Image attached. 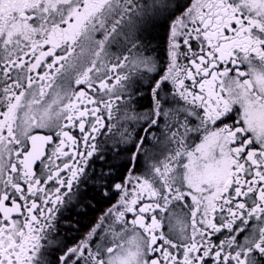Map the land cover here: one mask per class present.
I'll return each mask as SVG.
<instances>
[{"label":"snow or ice","instance_id":"6c2138e0","mask_svg":"<svg viewBox=\"0 0 264 264\" xmlns=\"http://www.w3.org/2000/svg\"><path fill=\"white\" fill-rule=\"evenodd\" d=\"M102 135L144 171L109 185ZM89 185L119 199L68 245ZM0 264H264V0H0Z\"/></svg>","mask_w":264,"mask_h":264},{"label":"flooded vegetation","instance_id":"af4514ba","mask_svg":"<svg viewBox=\"0 0 264 264\" xmlns=\"http://www.w3.org/2000/svg\"><path fill=\"white\" fill-rule=\"evenodd\" d=\"M182 4L190 3V0H180ZM161 36L156 37V39L152 42L153 46L156 47V53H148L149 55L156 54L158 55L161 62H166L167 60V27H161ZM158 45V47H157ZM113 52L117 51V45L114 44L111 49ZM87 56V53L85 54ZM223 65L221 66V68ZM247 66L243 65L241 66L242 71H246ZM234 75V73H233ZM191 83V82H188ZM77 88L79 86H76ZM136 104V111L137 112H144L152 107V99L147 92L140 98H136L135 100ZM168 105H166L167 107ZM118 110H114L113 118L111 121L105 120L106 123H112L116 125V129L114 130L112 134V139L118 140L119 134L125 127L128 128L129 131H131L133 128H135L140 135H143V127H146V125H143L142 122L136 123L133 121L125 120V106L123 101L119 103L117 106ZM106 115V114H105ZM160 123L161 125L164 123V118L160 117ZM73 134L79 136L78 129H71ZM104 131H107L106 129ZM153 132L159 134V128H154L152 130ZM107 139V144L105 145L106 154L108 157V162L111 164H114L115 167L112 168V178L108 182L109 185L119 183L121 182L125 177L129 175L128 169L129 168H135V174H140L144 171L146 161L145 157L141 155L139 159L135 162H132L128 159L131 155V151L133 150L130 146H125L123 144L119 145L118 147H113L112 145V139H108L105 136L98 137V141L104 142ZM198 142V141H197ZM149 147H151V142H149ZM127 150H124L126 149ZM155 157L154 160H149L148 163H152L154 161L158 162L164 158L165 155H167V149L161 145L155 148ZM119 152V156H116V153ZM98 159V158H97ZM100 166L99 164L96 165V171L99 172ZM107 171V169H105ZM89 171H91V168H89ZM83 188V185L81 186ZM108 192V195H105L104 193ZM119 199V192L115 190L114 188L109 187L108 189L101 188L99 191H97L95 188H93L91 185H89L87 194L83 195L81 197V203L89 205L88 207L83 208L81 213L77 215V211L79 209V205L74 206L67 215L71 217L74 229H66L61 228L60 233L61 237L65 238V243L68 245L74 244L77 241H79L85 233H87L94 225H96L98 222H100V217H102L108 209L112 207L113 204L117 202ZM145 203L148 201L145 200ZM189 203L190 198H189ZM178 211V210H177ZM133 218V215L131 213L126 215V219L131 220ZM150 219V214H149ZM114 217H109L108 219H105L103 223V228L99 230L100 234H103L105 229H107L112 223H113ZM78 221V223H76ZM167 228V221H165V230ZM117 231H119V226H117ZM100 234H98L94 238L93 247H95V242H99L100 240ZM226 234V230H225ZM132 233L129 232L125 239H127L128 236H131ZM224 236L221 234H216V237L214 239L215 243H219V240L223 239ZM243 235H239V239L243 240ZM105 247L111 246V237H108V241L104 244Z\"/></svg>","mask_w":264,"mask_h":264},{"label":"trees","instance_id":"16d2710c","mask_svg":"<svg viewBox=\"0 0 264 264\" xmlns=\"http://www.w3.org/2000/svg\"><path fill=\"white\" fill-rule=\"evenodd\" d=\"M161 34H162V32H161V27H158V28L156 29V31H155V35H156V37H160Z\"/></svg>","mask_w":264,"mask_h":264}]
</instances>
